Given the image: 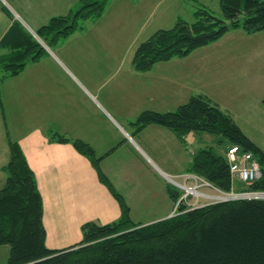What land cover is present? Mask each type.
Here are the masks:
<instances>
[{
    "label": "trees",
    "instance_id": "obj_1",
    "mask_svg": "<svg viewBox=\"0 0 264 264\" xmlns=\"http://www.w3.org/2000/svg\"><path fill=\"white\" fill-rule=\"evenodd\" d=\"M110 1L79 0L78 8L51 17L35 32L51 47L82 29L83 22L100 18ZM219 6L224 18L199 8L194 21L178 18L172 27L155 30L136 47L134 70L145 72L157 62L185 57L231 29L242 28L247 34L264 31V0H219ZM46 52L19 20H13L0 38V81L19 74ZM150 123L166 127L179 139L190 132L208 133L250 151L262 174L248 188L264 191L263 149L207 95H191L174 111L144 110L133 124L140 129ZM47 133L50 141L70 142L92 161L100 181L118 200L121 215L106 224L85 222L79 243L49 249L34 172L18 143L9 141V160L1 167L6 178L0 188V246H9L6 264H264L263 199H236L194 208L179 203L178 214L148 224L134 223L128 205L101 172V157L94 155L93 148L80 139ZM188 170L219 190L232 188L229 163L225 155L212 148L200 149ZM167 190L176 203L179 194L170 186Z\"/></svg>",
    "mask_w": 264,
    "mask_h": 264
},
{
    "label": "crops",
    "instance_id": "obj_2",
    "mask_svg": "<svg viewBox=\"0 0 264 264\" xmlns=\"http://www.w3.org/2000/svg\"><path fill=\"white\" fill-rule=\"evenodd\" d=\"M78 2L0 0V38L13 20H19L33 31L51 17L74 10ZM75 32L51 46L52 49L45 44L47 52L38 61L0 81L1 123L8 131L10 123H14L13 139L34 172L43 202L45 245L49 249L79 243L83 223L113 222L120 217L121 207L100 181L92 161L70 142L50 141L47 132L88 143L94 155L101 157V172L128 205L131 220L141 224L170 217L175 202L167 185L174 184L171 177L181 174L188 177L177 182H192L194 174L188 167L197 152L186 147L192 132L179 139L162 125L150 123L138 129L133 124L144 110L174 111L183 104L178 99L167 102L152 93L142 99L138 96L147 90L143 84L154 75L156 66L161 63L166 66L192 52L185 57L157 62L145 72L134 70L132 53L127 67H123V75L128 78L118 82L115 81L119 72L117 60L123 57V49L119 48L116 53V40L107 38L103 42L105 39L76 36ZM69 40H76L79 57H75L72 47L67 48ZM135 76L142 78L141 83ZM165 77L161 74L162 79ZM174 78L170 77L171 83ZM7 105H17L18 109L21 105L22 110L11 115ZM3 165L0 164V188L6 178L1 169Z\"/></svg>",
    "mask_w": 264,
    "mask_h": 264
},
{
    "label": "rangeland",
    "instance_id": "obj_3",
    "mask_svg": "<svg viewBox=\"0 0 264 264\" xmlns=\"http://www.w3.org/2000/svg\"><path fill=\"white\" fill-rule=\"evenodd\" d=\"M76 8L78 7H74V10ZM199 8L207 9L215 16L224 18L219 0H111L100 18L83 22V31L75 32V35L105 39L103 42L107 38L116 40V53H119V48L123 49V57L121 56L117 60L119 72H117L115 81L119 82L123 81V78H128L123 75V67H127L126 64L128 65L129 58L139 43L157 29L170 28L178 18L189 22L194 21L196 19L195 12ZM78 30L80 29L76 31ZM29 31L33 35L36 34L35 30L29 29ZM34 37L45 47V43L38 36L34 35ZM78 42L80 43V40ZM67 45V48L74 49L75 57L80 56V47L76 40H69ZM56 53L59 55L57 51ZM178 58L174 57V59ZM155 68L154 75L143 84V87L147 86V90L144 94L139 93V98H146L147 94L152 93L167 102L178 99L184 103L191 95L204 93L217 102L220 107L229 110L226 112L233 117L241 130L264 151V107L262 105L264 98V31L247 34L242 28L231 29L218 40L196 48L189 56L181 58V60H172L166 66L161 63ZM161 74L166 77L162 79ZM171 76L175 77L173 83L170 82ZM135 78L140 79L141 83L142 78L136 76ZM7 106L11 115L13 111L19 113L22 110L21 105L19 106L20 111L17 105ZM1 111L2 106L0 105V164H5L10 155L9 141L15 142L13 139L15 126L12 122L14 118L10 116L13 119L10 120L12 122L10 130L3 127ZM26 114L22 113L23 116H28ZM203 134L188 135L186 140L188 150L198 152L201 147L212 148L226 157L229 144L226 141H219L217 136ZM192 136L194 138L191 140ZM191 173L194 175L191 177L190 184L177 182L184 179L183 177H188L181 174L179 177H171L173 179L171 182L175 185H167L179 194L177 202L186 204L188 208L215 202L250 199L247 196L237 198V195H253L264 192L263 190H251L248 188L250 182H244L232 172L230 191L219 190L208 181L210 185H206L203 183L206 181L204 178ZM185 180L188 179L185 178ZM183 185L193 187L194 191L196 190L201 196L194 191L188 193ZM233 195L235 196L231 197ZM177 202L174 203L170 216L178 214L179 203ZM8 252L9 246H0V264L7 263Z\"/></svg>",
    "mask_w": 264,
    "mask_h": 264
},
{
    "label": "built area",
    "instance_id": "obj_4",
    "mask_svg": "<svg viewBox=\"0 0 264 264\" xmlns=\"http://www.w3.org/2000/svg\"><path fill=\"white\" fill-rule=\"evenodd\" d=\"M226 159L229 163L230 172H232L233 174H236V176L239 179L243 180L244 182L251 183L261 177L262 172H261L260 165L258 161L253 157L250 151H244L240 149L238 145H229L226 151ZM203 183L206 185H210L207 181H203ZM188 188H190L191 191H194L193 187L188 186ZM195 191L194 193H196L197 195H200L197 193V191L196 192ZM197 195L196 197H199ZM243 195L244 194L237 195V198L245 197V196L250 197V196H254L258 194H253V195L246 194L244 196ZM234 196L235 195L231 197H234ZM261 199L264 200L263 197H261Z\"/></svg>",
    "mask_w": 264,
    "mask_h": 264
},
{
    "label": "bare ground",
    "instance_id": "obj_5",
    "mask_svg": "<svg viewBox=\"0 0 264 264\" xmlns=\"http://www.w3.org/2000/svg\"><path fill=\"white\" fill-rule=\"evenodd\" d=\"M183 187H185L187 189L188 193H190L191 190H190V188H188L187 185L186 186L183 185ZM261 197L264 198V193H258V195L250 196V198H258V199H261ZM177 203H179V202H177Z\"/></svg>",
    "mask_w": 264,
    "mask_h": 264
},
{
    "label": "water",
    "instance_id": "obj_6",
    "mask_svg": "<svg viewBox=\"0 0 264 264\" xmlns=\"http://www.w3.org/2000/svg\"><path fill=\"white\" fill-rule=\"evenodd\" d=\"M35 36H37L36 34H34Z\"/></svg>",
    "mask_w": 264,
    "mask_h": 264
}]
</instances>
